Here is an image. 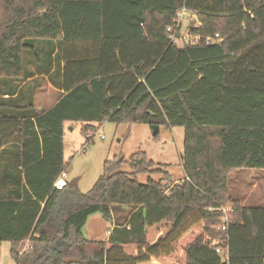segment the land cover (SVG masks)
<instances>
[{
    "label": "trees",
    "instance_id": "1",
    "mask_svg": "<svg viewBox=\"0 0 264 264\" xmlns=\"http://www.w3.org/2000/svg\"><path fill=\"white\" fill-rule=\"evenodd\" d=\"M1 3L0 96L42 72L53 85L62 76L67 93L42 115L33 100L18 104L23 91L0 98V189L13 186L0 196V243L15 264H264V206L229 190L233 172L264 178V0ZM183 8L201 23L189 20L197 45L170 42ZM104 122L183 128L185 179L139 183L163 172L139 152L106 162L88 194L56 190L66 124L89 137ZM8 151L16 159L4 164ZM221 207L231 208L227 231ZM97 214L114 226L107 241L85 237Z\"/></svg>",
    "mask_w": 264,
    "mask_h": 264
},
{
    "label": "rangeland",
    "instance_id": "2",
    "mask_svg": "<svg viewBox=\"0 0 264 264\" xmlns=\"http://www.w3.org/2000/svg\"><path fill=\"white\" fill-rule=\"evenodd\" d=\"M1 4L0 0V7ZM187 20L184 21V27L190 29L191 22ZM26 57L27 62H37L32 52H28ZM41 61V67H44L42 58ZM45 98H49L51 103L57 96L45 93ZM96 127L97 130L86 137L82 134L80 123L68 126L64 138L68 180L81 193L88 194L94 188L105 173L106 162L125 159L129 163L132 156L139 152L147 153L149 159L156 164L155 169L163 171L157 174L138 175L136 179L139 183L148 184L153 180L170 185L172 182L180 183L185 178L181 161L185 138L183 128L161 127L156 136L153 127L147 124L116 125L104 122L101 125L97 124ZM122 171L132 172L129 164L123 165ZM164 173L169 174L171 183L166 180ZM229 190L234 198L240 199L245 206H264V178L261 173L249 170L233 172L229 178ZM111 229L112 224L98 215L89 223L85 237L105 241ZM11 249V244L0 243V264H15Z\"/></svg>",
    "mask_w": 264,
    "mask_h": 264
},
{
    "label": "crops",
    "instance_id": "3",
    "mask_svg": "<svg viewBox=\"0 0 264 264\" xmlns=\"http://www.w3.org/2000/svg\"><path fill=\"white\" fill-rule=\"evenodd\" d=\"M62 83H63L62 76L60 78H58L57 84L53 85L50 78L48 76H45V72H42L41 75H39L37 73L36 76L29 79L27 82L19 85L18 92L23 91L24 97L22 96V97L18 98V104L20 106H25V105H28L30 103V101L33 100L32 103L34 105L36 115H42L44 112L52 109L59 102V100L67 94L66 92L59 89L61 87ZM45 87H46V92H45ZM18 92H17V94H15L13 96L1 94L0 98L3 100H6V101L16 100L18 97ZM45 93H46V95L52 94L53 96H57V98L55 100L51 101V103H50L49 98H45ZM8 116H10V115H8ZM32 120L35 121L36 118H32ZM74 124H77V123H67L66 124L65 134H66L68 126H72ZM0 152H1V146H0ZM12 154H13V152H11V153H10V151L7 152V154L4 156V159H3L4 164H6L8 162H13L14 159H16V158L12 157L13 156ZM65 162H66V151H65ZM184 179H182L181 182ZM174 183L178 184L176 182H174ZM12 187L13 186L8 184V186L1 188L0 189V196H5V195L7 196V195L11 194L10 192L13 191V189H11ZM98 215H94L89 219L87 225L84 228V234H85V232H86L85 230L88 228V225L91 222V220L96 218V216H98ZM99 218H101V217H99ZM113 228H114V226H112V229ZM108 233H109V236L106 238L105 241H107L110 237V230L108 231ZM88 238H89V240L96 241L90 237H88ZM23 245H24L23 249L28 247L29 246V240L25 241Z\"/></svg>",
    "mask_w": 264,
    "mask_h": 264
},
{
    "label": "built area",
    "instance_id": "4",
    "mask_svg": "<svg viewBox=\"0 0 264 264\" xmlns=\"http://www.w3.org/2000/svg\"><path fill=\"white\" fill-rule=\"evenodd\" d=\"M177 21L174 27H169L168 32L170 34V42L173 45L179 46V47H185V46H193L197 45L203 38L202 36H193L190 33V29H185L184 27V21L188 19L196 20L197 26L201 27V23L198 21L197 15L194 12L189 11L187 8H183L179 11L178 16H177ZM217 42H220L221 39H219V35L216 36ZM215 39L212 38H207L206 43L213 44L216 41ZM103 139V137H102ZM70 183L68 180V173L67 171L62 172L59 177L57 178L54 188L56 190H64L65 188L69 187ZM222 211L225 215L222 221V224L218 227V230L221 231H227V227L230 221L229 217V212L231 210L230 207H221L219 209ZM29 249V246L23 249V252ZM216 252L218 254H222L221 249H217ZM225 260V259H224Z\"/></svg>",
    "mask_w": 264,
    "mask_h": 264
},
{
    "label": "water",
    "instance_id": "5",
    "mask_svg": "<svg viewBox=\"0 0 264 264\" xmlns=\"http://www.w3.org/2000/svg\"><path fill=\"white\" fill-rule=\"evenodd\" d=\"M159 130H160V127L159 126H154L153 127L154 135L158 136Z\"/></svg>",
    "mask_w": 264,
    "mask_h": 264
}]
</instances>
